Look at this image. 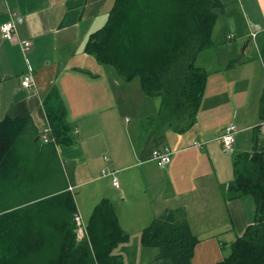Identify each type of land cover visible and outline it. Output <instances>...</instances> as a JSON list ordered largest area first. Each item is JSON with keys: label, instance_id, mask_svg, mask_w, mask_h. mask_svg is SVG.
Masks as SVG:
<instances>
[{"label": "crops", "instance_id": "crops-1", "mask_svg": "<svg viewBox=\"0 0 264 264\" xmlns=\"http://www.w3.org/2000/svg\"><path fill=\"white\" fill-rule=\"evenodd\" d=\"M115 1L0 0V27L12 16L23 18V23L18 26L19 38L32 43L30 50L24 51L20 44L3 39L0 32V121L7 117L28 119L29 125L23 133L21 144L29 148L34 147V144H41L42 147L45 144L40 133L45 127H51L47 111L58 107L65 110V121L69 127L66 137L70 144H53L49 160L55 170L58 169L60 175H63L58 190H68L72 195L77 186L100 179L92 178L99 168L91 163L89 150L92 155V146L102 140L106 151L110 152L115 134L121 77L111 69L108 76L104 77V74L97 72L103 68L98 65L101 63L85 52L91 35L108 22ZM220 1L225 10L213 31L214 47L199 57L198 66L207 72L210 67L221 69V66L224 74L218 72L213 87L219 84L212 93L208 92V77L196 122L192 128L181 131L184 133V136L181 135V147L173 150L166 142L163 146H152L159 150L169 148L172 153L171 164L162 169L157 162L150 160L148 162L158 164V170L155 167L149 172L142 169L146 177L140 175L139 171L127 183L120 182V190L113 186L112 181L110 190L102 186L88 195L90 217L103 199H109L123 231L129 236L133 231L142 233L168 210L185 209L190 227L200 240L195 247L192 264L223 262L231 253L234 242L257 220L255 197L245 195L227 200L221 187L234 182V162L237 156L252 153L257 141L260 147H264V136L261 133L264 121L260 118L264 91V0ZM219 26L230 32L226 40L232 43L228 45L224 42L221 47L225 49L221 53L223 57L227 56L225 61L223 57L221 60L219 56L212 55L217 50L214 38L219 32ZM253 34H257L255 41ZM231 35L233 39H230ZM247 42L249 46L243 54L241 47ZM253 47L256 51L251 49ZM232 63L234 65L231 67ZM29 68L34 71V83L31 88H24L22 83ZM217 71L214 70L213 74ZM213 74L209 72V76ZM233 83L235 89L239 90H242L239 85H243L244 91L238 104L227 107L224 96L229 95V87ZM231 89L235 90L233 87ZM257 96L260 101L258 103L255 102ZM203 112L208 113L212 119L205 127L199 126L200 113ZM214 113L223 114L224 119L215 123ZM236 122L241 129L233 152L226 153L219 137L228 125H237ZM194 130L200 138H194V133L188 134ZM195 142L203 143V147H195ZM59 145L63 146L59 148ZM76 150L81 155L76 156ZM137 157L142 158L141 150ZM31 158L32 164L39 160L33 153ZM12 160L15 161L14 167L3 173L0 183V192L4 194L1 197L4 201L0 205L5 207H13L8 201L12 200L8 193L21 192L18 183L21 177H26L24 153L12 157ZM103 162L109 164L108 167L120 165L118 159L110 160L106 156ZM144 164L142 162L139 165L144 167ZM80 169L86 177L91 174V178L77 183L76 174ZM161 181L167 188L164 195V189L159 185ZM133 186H136V190H132ZM71 187L73 191H70ZM149 188L153 192L158 189V195L153 198ZM117 191L123 198L118 202L115 197ZM133 195L138 199L134 200ZM15 201H20L19 197Z\"/></svg>", "mask_w": 264, "mask_h": 264}, {"label": "trees", "instance_id": "trees-1", "mask_svg": "<svg viewBox=\"0 0 264 264\" xmlns=\"http://www.w3.org/2000/svg\"><path fill=\"white\" fill-rule=\"evenodd\" d=\"M224 10L220 0H116L108 22L91 35L85 52L114 67L127 82L139 78L145 95L161 99L160 114L147 119L146 126L171 123L186 131L196 122L209 77L197 62L214 47L213 31ZM47 114L57 144H70L65 110L58 107ZM260 118L264 121V91ZM28 125L26 118L0 121V183L14 167L12 157L24 153L28 187L19 202H13L15 193L9 191L13 207L0 209V264H124L114 250L129 235L112 202L103 199L96 206L87 224L88 239L80 240L74 195L58 190L60 185L47 189L54 145L19 149ZM32 153L39 157L33 164ZM234 169V182L221 191L227 200L255 197L257 220L220 264H264V147L257 141L252 153L235 158ZM141 242L158 249L165 264H192L200 240L185 209H178L155 219L142 231Z\"/></svg>", "mask_w": 264, "mask_h": 264}, {"label": "rangeland", "instance_id": "rangeland-1", "mask_svg": "<svg viewBox=\"0 0 264 264\" xmlns=\"http://www.w3.org/2000/svg\"><path fill=\"white\" fill-rule=\"evenodd\" d=\"M220 26H219V32H217L214 38L216 39L215 46L216 45L217 46L215 49L217 50L216 52H213L212 55L219 56L222 60L223 56L221 53L225 51L224 48H221L223 43L226 42L228 45H231L232 43L226 40V36L230 32L226 31V28H221ZM242 49L243 47H241V51ZM251 49L256 51L254 47ZM223 58H224L223 61H225V59H227V56L226 57L224 56ZM98 65L103 68H101L102 69L101 71H97V72H101L102 74H104V77L108 76L109 69L115 71L118 74L117 70L112 66H106V65L102 66L101 64ZM210 68L211 69H209L208 71L211 74H213L214 70H218L212 76L211 75L209 76L208 92L212 93V91H214L213 89L219 84L218 83L213 87V84L216 83L215 80H217V76H219L218 72L222 71V74H224V72L221 66H220L221 69H219V67H216V69L215 67H210ZM224 82L225 81H223V83ZM119 85L121 88V98L118 99L117 97V100H119L117 101V104L119 105V115L117 116L118 113L116 112L115 134L111 141L110 152L106 151L105 147L103 146L102 140L96 141L97 144L94 143V145L92 146L93 149L92 155H90V150H89L91 163H93L95 166L98 165L99 168L97 174L94 175V177L92 178L95 179L100 178V179L97 182L87 183L82 186L81 185L77 186L74 193V200L79 210L78 212L82 216V219L85 222V224H88L91 214L90 213L91 207L89 206L88 203L89 201L88 195L90 193H93L96 189L102 186L106 187V189L109 190L111 189L110 183H112L113 179L110 178L109 176H104V172H108V174H111L112 172H116L120 182L122 184H125L128 182L129 178L136 176L135 174H138L139 171H140V175L143 174V177H146V174L142 169H146V171L149 172V171H153L155 167L156 170H158L157 163L148 162L152 159L154 150H159V149H153L152 146L154 144H156L157 146L160 145L163 146L164 142H166L165 144L169 145L173 150H177L181 147V135H183L184 133H181V130L176 126H173V124L170 123L169 125H167L166 123L156 122L154 123V125L153 124L147 125L149 127H147L146 124H144L147 121V119H149L150 117H157L160 114L161 99L159 97H151L145 95L139 78H136L131 82H127L123 78H120ZM231 87L235 89L234 83L229 87L230 88V92H228L229 95L227 97L224 96V99H227V102L225 103L227 107L238 104V102L241 100L242 97L241 96L242 90L244 91L243 85H239V88L242 90L239 89L233 90L231 89ZM258 96L256 97V101H255L256 103L260 102L258 101L259 98ZM206 103L208 104V102ZM214 114L216 117V119L214 120L215 123H218L224 119L223 114L220 115L218 113H214ZM200 119H201V123L199 126L202 127L207 126L209 124L208 123L209 120H212L210 115L206 112L200 113ZM230 125H235V124H230ZM236 126H239L237 127L239 130L241 129L238 123ZM161 131L164 133L161 134L162 133ZM195 131L196 130L187 133L188 134L194 133V138H200ZM40 145L41 144H39V146ZM25 146L27 145L20 144L19 149L23 147V150H27L28 147ZM62 146L63 145H59V148H61ZM140 150L142 152V158L137 157V153ZM79 155H81L80 151L76 150V156ZM105 156L110 160H112L113 158L118 159L120 165L119 166L113 165L112 167H108L109 164L103 162V158ZM142 162H145L144 167L139 165ZM22 165L24 166V163H22ZM48 167L51 177L49 178V181L47 180L46 185H48L47 189L50 190L51 192L55 190L56 187L60 184L63 175H60L58 169L55 170L53 164H50V166ZM179 171H181V166L179 168ZM76 175L78 176V179L76 180L77 183L85 182L87 178H91V174L88 175V177L84 176L82 169L77 171ZM18 184L20 186L21 192H17L14 195L16 196L15 197L16 199L18 197L22 199L21 194H23L24 191L26 192V190H28L27 183L25 179L21 177L20 183ZM159 185L161 186V188L164 189L162 193V195H164L165 190H167V188L162 181L159 183ZM123 190L124 189H122V191ZM132 190H136V186H133ZM148 191L154 198L158 195L159 190L157 189L156 191L153 192L149 188ZM25 192H24V196H25ZM3 195L4 194L0 192V204L1 202L4 201V198H1L3 197ZM115 197H116V202H118L119 199L123 200L119 191H117ZM148 197L149 195H147V198ZM133 199L134 200L138 199V197L133 195ZM1 208H5V207L3 205H0V209ZM141 234L142 233L140 232L137 233V231H133V233L130 234L129 236V241L124 245L121 244L120 246H118L114 250V254L121 255L124 259V264H165L163 261L159 259L158 249L148 248L143 246L141 242Z\"/></svg>", "mask_w": 264, "mask_h": 264}, {"label": "built area", "instance_id": "built-area-1", "mask_svg": "<svg viewBox=\"0 0 264 264\" xmlns=\"http://www.w3.org/2000/svg\"><path fill=\"white\" fill-rule=\"evenodd\" d=\"M23 18H14V16L11 17V19L4 23L0 27V32L2 35V38L16 44H20L23 47L24 51H29L32 43L30 41H22L19 38L18 35V26L23 23ZM256 35L253 34V40H256ZM234 36L231 35L230 39H233ZM34 71L32 68H29L28 75L24 78V81L22 83L24 88H31L34 83ZM261 133L264 136V128L262 129ZM239 134V129L237 128L236 125H230L227 126L224 130L221 136L219 137V142L226 153H232L234 150V145L236 142V137ZM40 138L43 141L44 144H54L57 145L56 139L53 136V130L50 126L45 127L42 129L40 133ZM195 147L197 148H202L203 143L201 142H195L194 144ZM172 153L169 148H166L165 150H154L153 156H152V161L157 162L159 166L162 169H166L172 161ZM104 176H112L113 178V186L117 189L120 190L121 184L119 179L117 178L115 172H112L111 174H108V172H104ZM73 187L70 188V191H73ZM74 223L76 225V233L78 235V238L80 240L83 239H88V228L87 224L82 219V216L77 213L74 217Z\"/></svg>", "mask_w": 264, "mask_h": 264}, {"label": "water", "instance_id": "water-1", "mask_svg": "<svg viewBox=\"0 0 264 264\" xmlns=\"http://www.w3.org/2000/svg\"><path fill=\"white\" fill-rule=\"evenodd\" d=\"M248 46H249V42H247L246 44H245V46L243 47V49H242V53L244 54L245 53V50H246V48H248Z\"/></svg>", "mask_w": 264, "mask_h": 264}]
</instances>
